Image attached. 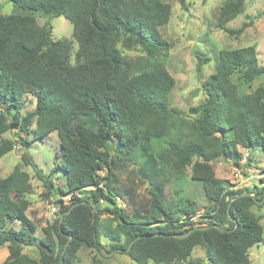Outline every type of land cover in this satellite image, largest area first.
<instances>
[{"label": "trees", "instance_id": "16d2710c", "mask_svg": "<svg viewBox=\"0 0 264 264\" xmlns=\"http://www.w3.org/2000/svg\"><path fill=\"white\" fill-rule=\"evenodd\" d=\"M7 1L18 12L0 13V103L15 112L9 119L0 111V136L18 125L16 136L23 146L28 141L21 134H28L32 124L33 139L56 132L61 155L53 169L63 172L65 186L55 187L50 176L39 174L42 196L56 198L59 212L37 239V225L25 214L28 173L15 166L0 177V247L8 251L3 264H77L80 247L103 253L101 236L108 241L106 251L124 253L135 264H193L187 258L195 246L210 264H251L248 250L261 242L263 228L250 208L264 200V186L231 189L215 176L212 163L229 156L239 164V148L264 152V84L240 93L231 78L240 71L242 82L250 84L264 74L256 47L220 50L214 72L201 83L206 97L186 117L168 102L175 81L163 64L170 44L159 28L169 20V3ZM244 9L245 0H224L219 25ZM60 15L72 25L77 44L73 62L70 41L52 40L50 24L36 19ZM250 23L225 31L239 36ZM118 44L141 48L145 56L129 60ZM197 59L200 72L209 58ZM27 95L34 97L35 107L20 117ZM14 145L13 139L0 138V157ZM21 158L33 165L26 154ZM187 168L206 199L199 223L193 222L197 211L192 198L183 194L171 206L163 202L168 182L174 194L184 192ZM122 174L129 183L123 189ZM138 184L149 186L150 202L143 213L129 214L116 197L122 192L132 200ZM243 191L252 195H240ZM63 196L70 197L67 204ZM189 230L185 237L175 236ZM24 247H35L37 256L23 252Z\"/></svg>", "mask_w": 264, "mask_h": 264}, {"label": "rangeland", "instance_id": "374dc122", "mask_svg": "<svg viewBox=\"0 0 264 264\" xmlns=\"http://www.w3.org/2000/svg\"><path fill=\"white\" fill-rule=\"evenodd\" d=\"M170 4L171 12L168 22L159 28L161 36L169 42L168 50L163 60V64L169 74L174 78L175 84L168 95L169 105L178 109L184 116H189V108L201 103L206 97L201 83L214 72L217 54L222 49H234L238 47L254 45L256 47L257 64L264 66V0H245L244 11L234 19L219 25V8L224 0H162ZM17 8L7 0H0V13L7 15L17 13ZM37 23L47 22L51 26L52 40L65 39L71 44V62L74 61V54L77 50V44L72 38V25L62 15L45 18L37 17ZM239 36L229 35L225 29H237L241 23L250 21ZM122 55L129 60H136L144 57L145 53L141 48L126 49L120 44L117 45ZM208 57L209 60L201 66V71L196 70L197 56ZM240 71H235L231 78L237 84L240 93H248L258 85L264 84V74L255 78L250 84L242 82ZM35 107L34 97L27 95L22 99L19 109V116L33 110ZM0 111L6 113L8 118L15 110L8 111L6 104L0 103ZM190 117H193L190 115ZM29 133L21 134L22 138L28 143L20 145L16 133L18 125L6 131L0 138L13 139L15 145L12 150L0 157V177L6 176L15 166L26 171L29 175L31 190L26 194L29 200V206L25 210L27 217L31 218L37 225L36 238L42 236L41 228L45 226L48 215V204L50 198H45L42 194L45 192L42 180L39 174L46 177L50 176L55 187L58 184L65 186L64 174L60 170L54 173V165L60 158L61 150L59 139L56 132H51L43 138L33 139L34 124L29 126ZM241 157L236 164L233 159L220 157L213 161V169L216 177L223 179L225 185L231 189H249L253 190L264 186V152L261 150L250 151L239 148ZM22 154L30 157L33 165L22 161ZM57 157V158H56ZM103 175V171L99 173ZM190 168L185 172V184L182 187L184 192L173 193V183L168 182L165 188L166 196L164 204L171 206L177 195H185L193 200V206L197 214L193 217L194 223L202 221L201 215H204V206L206 199L200 184L190 181ZM119 187H128L129 183L124 174L119 175ZM149 186L138 184L134 191L132 200L127 196L121 195L117 200L126 212L132 214L136 210L143 213L150 202ZM244 192V191H243ZM55 199V198H53ZM142 203V205H140ZM100 206V205H99ZM252 213L259 217V222L263 228L261 242L253 245L248 250V258L251 264H264V200L253 205ZM51 221L55 218L50 216ZM106 219V214L101 216ZM162 225V223H160ZM14 225V223H13ZM100 243L104 245V250L108 248V241L104 237L99 238ZM36 248L24 247L23 252L36 257ZM108 253V254H107ZM6 247H0V264L7 256ZM77 264H135L126 254L116 253V251L100 253L95 248L80 247L76 252ZM193 264H210L206 260L204 251L200 246H195L187 258ZM148 264H156L149 261Z\"/></svg>", "mask_w": 264, "mask_h": 264}, {"label": "built area", "instance_id": "2783aa9c", "mask_svg": "<svg viewBox=\"0 0 264 264\" xmlns=\"http://www.w3.org/2000/svg\"><path fill=\"white\" fill-rule=\"evenodd\" d=\"M76 196L77 197H80V194L76 193ZM55 199H53V197H52L50 199L51 201L48 204V215H47V219L49 221H51L50 216H53L54 217L59 212V205L55 203ZM117 200H120V197L119 196L116 197V201ZM62 201H63L64 204H67L70 201V197L69 196H63L62 197Z\"/></svg>", "mask_w": 264, "mask_h": 264}, {"label": "water", "instance_id": "95a60500", "mask_svg": "<svg viewBox=\"0 0 264 264\" xmlns=\"http://www.w3.org/2000/svg\"><path fill=\"white\" fill-rule=\"evenodd\" d=\"M105 145H106L107 149H109V150L112 149V146H111L109 143H106ZM240 195H252V194H251V192L244 191V192L241 193ZM262 200H263V199L257 201V203L262 202ZM70 208H71V207H70ZM70 208L68 209V211L70 210ZM62 216H63V215H62ZM229 219H231L230 216H229ZM210 226H211V225H208V226H201V227H199V228H201V229H205V228H209ZM212 226H214L215 228H217V229H218L219 231H221V232H223V231H227V229H224L223 227H221V226H219V225H217V224H214V225H212ZM190 232H191V230H189V231H187V232H185V233H182V234H176L175 236H176L177 238H182V237L187 236ZM102 252L105 253V250L102 249ZM107 254H108V253H107Z\"/></svg>", "mask_w": 264, "mask_h": 264}]
</instances>
